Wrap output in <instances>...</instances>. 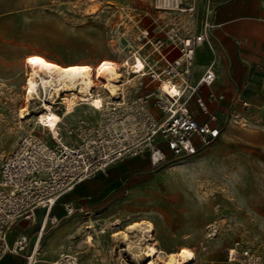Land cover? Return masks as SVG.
I'll return each instance as SVG.
<instances>
[{"label": "rangeland", "instance_id": "obj_1", "mask_svg": "<svg viewBox=\"0 0 264 264\" xmlns=\"http://www.w3.org/2000/svg\"><path fill=\"white\" fill-rule=\"evenodd\" d=\"M232 1L166 0L158 7L155 0H0V167L23 135L36 126L33 119L19 120L21 111L29 109L31 102L25 84V63L31 53L39 52L63 63L83 61L96 67L112 63L119 68L121 61L131 59L134 52L142 58L153 52V62L158 54L152 44L144 46V29H149L153 40L161 38L163 48L176 46L173 51L178 55L180 41H173L171 36L193 37L209 7ZM190 7L194 10H188ZM204 46L213 56L210 45ZM207 55L204 50L203 58ZM246 68L258 77L241 85L244 94L239 102L243 109L235 111L240 119L237 126L228 130L226 118L234 112L238 94L226 105L211 106L221 128L227 126L222 141L215 139L196 154L172 156L158 167L147 169L136 166L147 165L148 157L135 156L136 165H128L132 167L128 179H136L141 170L151 174L150 179L135 189L129 185L122 188L120 198L112 199L117 194L114 191L90 203L87 209L73 205L72 213L56 223L48 222L42 230L35 264H58L62 253L74 255L77 264H126L125 244L115 235L140 219L155 225L153 242L157 246L170 250L195 247L196 264H207V260L229 264L225 260L227 248L235 242L264 256V108L251 113V106L245 104L255 102L264 107V61H254ZM135 75L134 85H138L142 76ZM143 81L147 86L136 88L137 93L155 85L148 77ZM249 91L252 93L246 94ZM189 105L194 113L200 111L197 116L206 118L193 97ZM85 111L90 120H98V112ZM73 192L74 188L59 198L51 216L58 218L59 203ZM44 215L45 209L39 208L34 215L36 223L32 219L15 223L10 242L25 233L32 250ZM118 219L122 223L113 225ZM211 222L221 231L212 251L202 252L198 241ZM18 264H25V260Z\"/></svg>", "mask_w": 264, "mask_h": 264}, {"label": "built area", "instance_id": "obj_2", "mask_svg": "<svg viewBox=\"0 0 264 264\" xmlns=\"http://www.w3.org/2000/svg\"><path fill=\"white\" fill-rule=\"evenodd\" d=\"M158 1L155 0L158 7L166 3V0H161L162 4ZM188 10L192 11L194 7ZM214 27L208 11L193 37L171 36L173 41H180V55L174 54L176 46L163 48L162 39L153 40L149 29H144L142 37L154 46L158 57L153 64L146 65V74H142L145 70L134 72L133 68L125 75L129 79L142 74L136 86L138 89L147 86L143 81L146 77L155 85L143 93H137L133 87V93L130 92L128 97L130 105L126 108L110 110L112 104L106 100L100 107L91 101L89 104L94 105L102 117L101 122L95 123L92 138L88 141L76 131L68 132L78 141L87 143L82 155L68 154L67 146L50 134L40 120L41 115L37 117V125L23 135L0 167V260L13 253L22 256L25 264H35L40 255L37 241L29 250L30 238L23 233L11 243L9 234L13 225L23 219H32L36 223L34 215L37 209H45L48 215L53 202L79 182L95 178L111 165L138 155H146L151 166L158 167L172 156L196 154L201 146L220 136L222 128L209 104L224 96L214 92L204 95L205 87L211 86L216 79L212 64L197 81L190 80L196 49L204 44L210 45V31ZM181 75L184 76L181 84L176 83L174 80ZM165 79L168 84H165ZM93 95H99V91H93ZM192 95L201 110L208 112L205 121H200L190 109L188 102ZM245 104L251 106L250 111L253 110L252 103ZM78 141L69 144L73 146L71 153H77L75 146L79 145ZM73 211L74 207L70 205L68 213ZM57 221L51 219L50 222ZM45 226L42 222L40 234ZM220 231L217 223H209L198 241L199 249L211 252ZM226 261L230 264H264V256L235 242L227 248Z\"/></svg>", "mask_w": 264, "mask_h": 264}, {"label": "bare ground", "instance_id": "obj_3", "mask_svg": "<svg viewBox=\"0 0 264 264\" xmlns=\"http://www.w3.org/2000/svg\"><path fill=\"white\" fill-rule=\"evenodd\" d=\"M210 2L212 3V1ZM157 3L162 4L161 0ZM213 9L214 7L208 8L211 16L213 14ZM182 10L187 9L182 8ZM213 42V32L210 31V47L214 50ZM148 43L149 42L145 41L144 46ZM152 53L145 54L144 58H142L134 52L131 59L124 58L121 61L119 68L112 63H104L97 67L83 61L63 63L39 52L31 53L28 59L26 58L27 62L25 63L27 69L25 84L29 88V99L31 102L29 109H23L21 111L19 120L28 121L33 119L36 123L37 117L41 115L40 120L42 123L46 126L51 135L53 134L57 140L67 146L68 154H74L76 156L82 155L87 143L78 141L73 134H69L68 132L71 130L76 131L78 134H82L88 141L92 138V131L96 128L95 123L101 122L102 117L98 113V120L93 122L92 119L90 120L88 116L85 115V110L88 109L97 112L94 105L89 104L91 101L100 107L102 101L106 100L108 103L112 104L109 107L110 110L129 106L128 97L130 92L133 93L132 88L137 86L134 85L137 81V75H133L131 78L127 79L128 77L125 75L126 71L134 68V72L145 70V73L142 74H146V65L148 63L153 64L156 60H153V62L150 61ZM178 55H180V51ZM213 65L214 61L212 62V66ZM123 76H125V78H122ZM183 77L184 76L181 75V78L174 81L181 84L180 82ZM126 80H129V82ZM190 80L192 82L195 80L194 73ZM164 81L165 84H168L166 79ZM121 84L124 85L121 86ZM174 89H177V87ZM95 90L99 91V95H93V91ZM192 97L193 99L195 98L194 95H192L191 98ZM190 109L192 110L191 107ZM199 109L201 110L200 107ZM201 112L203 111L201 110ZM203 113L206 114L208 118V112ZM194 114L196 115V113ZM239 122L240 119H237L235 115L231 116L228 120V130L236 127ZM61 136H64V138ZM219 137L217 139H219ZM69 138H74V140H69ZM75 141L79 142V145L75 146L77 148L75 150L77 153H71L73 146L69 144H73ZM164 149H167L165 145ZM138 156L144 157L146 155ZM59 198L51 205L49 210L50 214L48 213L47 215L46 213L47 217H43L44 225H47L46 223L49 222L48 217H52L53 220L57 219V217L51 216V212L54 206L59 202ZM121 223V220L118 219L113 225H119ZM154 231L155 225L150 220L140 219L129 223L125 230L115 235L116 238L121 239L125 244L123 251L126 253L127 260L129 261L128 263L126 262V264H196L197 253L195 247L189 249L182 248L180 250H170L159 247L153 242ZM101 232L104 233L106 231L102 230ZM42 234L43 231L39 237H37V246L39 248V240ZM37 261L38 260H36V262ZM58 264H77V258L74 255L62 253L58 260Z\"/></svg>", "mask_w": 264, "mask_h": 264}, {"label": "crops", "instance_id": "obj_4", "mask_svg": "<svg viewBox=\"0 0 264 264\" xmlns=\"http://www.w3.org/2000/svg\"><path fill=\"white\" fill-rule=\"evenodd\" d=\"M231 11L233 12L231 13ZM209 18L211 22L216 24L211 30L214 41L213 56H211L209 49L204 46L206 44L196 49L195 67L193 69L195 80L193 82L197 81L206 68L214 61L213 66L216 72V80L212 86L205 87L204 95L207 96L209 92H214L217 95L224 96L222 99L209 104L210 111L214 113V110L211 108L212 104L221 103L222 105H226L238 94L239 98L235 103V110L226 118L228 121L232 114L238 117L235 113H240L243 109L239 102L240 97L244 94L243 90H241V85L258 77L257 74L252 73L249 68H246L247 65L254 61H264V0H233L231 3L226 2L214 7L213 14L212 16L210 14ZM204 50L208 53L206 59L202 56ZM251 93L249 91L246 94ZM252 100L255 101L256 98H252ZM252 104L253 110L250 111L251 113L254 109L257 112L263 111L264 107L255 105V102ZM198 112L200 111L196 109L195 113ZM196 117L200 121L207 119V115L205 116L206 118L197 115ZM239 117L242 116L240 115ZM226 131L227 126L223 129L218 141L220 139L222 141V137ZM135 159V156L128 157L111 165L105 173L78 183L74 187V192L59 203L57 219H61L68 213L70 205H74L76 209L84 210L88 208L90 203L100 201L114 191H117V196L114 195L112 199L120 198L122 188L125 189L129 185L135 189L137 184L150 179L151 174L144 170H141L136 179H128V176L132 172V167L128 165H136ZM149 166L151 164L148 161L147 165H137L136 168L143 167L147 169ZM44 216L47 217L46 212ZM48 218L50 222L52 217ZM35 241H37V238ZM39 242L41 246V238ZM22 259H24L22 256L16 254L15 256L7 254L0 260V264H18ZM207 262L213 264L214 261L207 260Z\"/></svg>", "mask_w": 264, "mask_h": 264}]
</instances>
